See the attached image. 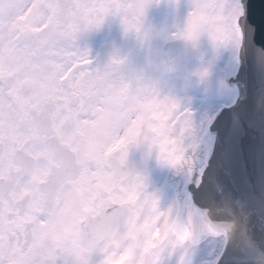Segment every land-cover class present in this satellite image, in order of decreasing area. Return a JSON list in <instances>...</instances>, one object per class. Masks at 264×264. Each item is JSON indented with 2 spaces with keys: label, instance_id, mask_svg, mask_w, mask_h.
Listing matches in <instances>:
<instances>
[{
  "label": "snow or ice",
  "instance_id": "snow-or-ice-1",
  "mask_svg": "<svg viewBox=\"0 0 264 264\" xmlns=\"http://www.w3.org/2000/svg\"><path fill=\"white\" fill-rule=\"evenodd\" d=\"M252 8L0 0V264H264Z\"/></svg>",
  "mask_w": 264,
  "mask_h": 264
},
{
  "label": "water",
  "instance_id": "water-1",
  "mask_svg": "<svg viewBox=\"0 0 264 264\" xmlns=\"http://www.w3.org/2000/svg\"><path fill=\"white\" fill-rule=\"evenodd\" d=\"M251 18L255 24L264 27V0H253Z\"/></svg>",
  "mask_w": 264,
  "mask_h": 264
},
{
  "label": "flooded vegetation",
  "instance_id": "flooded-vegetation-1",
  "mask_svg": "<svg viewBox=\"0 0 264 264\" xmlns=\"http://www.w3.org/2000/svg\"><path fill=\"white\" fill-rule=\"evenodd\" d=\"M116 36V35H115ZM104 36L103 35H100V36H97L94 40V44L97 48H99L100 44L103 42L104 40Z\"/></svg>",
  "mask_w": 264,
  "mask_h": 264
},
{
  "label": "rangeland",
  "instance_id": "rangeland-1",
  "mask_svg": "<svg viewBox=\"0 0 264 264\" xmlns=\"http://www.w3.org/2000/svg\"><path fill=\"white\" fill-rule=\"evenodd\" d=\"M153 15H154L155 17L157 16V18H159V17L162 15V13H161L160 11H155V12H153ZM111 35H112L113 37H114V35H117L115 29L113 30V32H112Z\"/></svg>",
  "mask_w": 264,
  "mask_h": 264
}]
</instances>
